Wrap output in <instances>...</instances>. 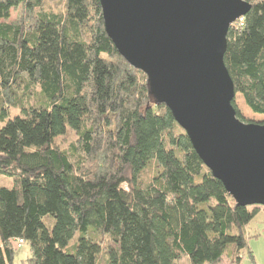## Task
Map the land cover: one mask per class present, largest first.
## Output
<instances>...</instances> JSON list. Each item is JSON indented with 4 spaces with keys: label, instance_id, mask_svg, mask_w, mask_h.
I'll use <instances>...</instances> for the list:
<instances>
[{
    "label": "trees",
    "instance_id": "1",
    "mask_svg": "<svg viewBox=\"0 0 264 264\" xmlns=\"http://www.w3.org/2000/svg\"><path fill=\"white\" fill-rule=\"evenodd\" d=\"M247 1L225 63L236 93L264 114V0ZM56 2L0 0V131L11 117L15 130L0 152V174L14 178L0 184V264L26 241V264H219L224 255L239 264L246 249L257 264L249 240L262 231L248 227L264 224V206L237 205L155 103L147 75L107 34L100 0ZM19 7L28 26L10 20ZM78 101L87 110L70 152L56 139L77 121ZM42 111L49 117L34 123Z\"/></svg>",
    "mask_w": 264,
    "mask_h": 264
},
{
    "label": "water",
    "instance_id": "2",
    "mask_svg": "<svg viewBox=\"0 0 264 264\" xmlns=\"http://www.w3.org/2000/svg\"><path fill=\"white\" fill-rule=\"evenodd\" d=\"M119 53L148 77L194 149L240 206H264V122H247L233 105L225 63L231 25L247 0H100Z\"/></svg>",
    "mask_w": 264,
    "mask_h": 264
},
{
    "label": "rangeland",
    "instance_id": "3",
    "mask_svg": "<svg viewBox=\"0 0 264 264\" xmlns=\"http://www.w3.org/2000/svg\"><path fill=\"white\" fill-rule=\"evenodd\" d=\"M57 0H51V3H57ZM10 20L12 21H18L26 26L29 25L31 22V19H29V13L25 12L23 10V7H19L17 9H14L12 11V15ZM235 103L238 107V109L241 112V115L243 117V120L247 122H264V114L255 113L253 112L249 106L246 104L243 96L240 93H236L235 96ZM77 109H78V119L74 123L72 127L68 129L66 134L59 136L56 141L60 144V146L64 149L69 150L70 152H75V146L79 145L78 142V129L83 124L84 114L87 110L86 106L80 103V101L77 102ZM12 114H16L20 112L19 109H12ZM49 115L47 112L42 111L39 113H35L32 115V120L34 123L39 122L42 119L48 118ZM12 118V117H11ZM9 118L6 121L5 127L2 131H0V152L3 151V149L13 140L15 130H14V124L12 122V119ZM150 169L144 173V178L146 181H150L151 177L156 172V166L152 164ZM14 182V178L10 175L6 174H0V184L4 186L11 187ZM258 218H256L254 221L251 222L250 226L248 227V232L250 234H254L253 229L257 228V231L261 232L262 235L259 237H252L249 240V247L254 252L255 259L257 264H264V224H258ZM252 225V226H251ZM256 231V232H257ZM255 232V233H256ZM13 244L17 246V241H13ZM31 255V247L30 243L26 241L21 247L17 248L15 251V256L11 264H26L28 257ZM177 264H190L187 258H182L178 261ZM219 264H232V261L230 258H228L227 255H224L222 260L219 262ZM236 264V263H234ZM239 264H252L249 252L248 250H244L242 252V259Z\"/></svg>",
    "mask_w": 264,
    "mask_h": 264
},
{
    "label": "built area",
    "instance_id": "4",
    "mask_svg": "<svg viewBox=\"0 0 264 264\" xmlns=\"http://www.w3.org/2000/svg\"><path fill=\"white\" fill-rule=\"evenodd\" d=\"M236 22L239 24L240 27H243V25H244V17L243 16L239 17ZM22 243H23V240L19 239V246H21Z\"/></svg>",
    "mask_w": 264,
    "mask_h": 264
},
{
    "label": "crops",
    "instance_id": "5",
    "mask_svg": "<svg viewBox=\"0 0 264 264\" xmlns=\"http://www.w3.org/2000/svg\"><path fill=\"white\" fill-rule=\"evenodd\" d=\"M256 260V259H255ZM257 263V262H256Z\"/></svg>",
    "mask_w": 264,
    "mask_h": 264
}]
</instances>
